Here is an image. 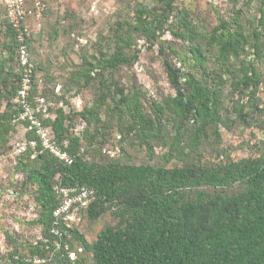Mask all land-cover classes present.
I'll list each match as a JSON object with an SVG mask.
<instances>
[{
	"label": "trees",
	"instance_id": "trees-1",
	"mask_svg": "<svg viewBox=\"0 0 264 264\" xmlns=\"http://www.w3.org/2000/svg\"><path fill=\"white\" fill-rule=\"evenodd\" d=\"M175 1L136 4L129 20L114 22L107 46L99 47L92 57L81 58L79 71L68 81L88 87L98 78L91 107L72 115L50 107L53 117L44 122L70 164L47 151L34 155L27 149L12 157L21 176L20 186L33 190L38 211L33 224L41 227L43 237L30 248L31 258L14 254L9 256L10 264L39 263L49 255L53 264H264V152L236 161L225 156L219 163L205 157L206 148L219 146L220 128L231 130L230 116L240 124L263 113L257 105L262 81L255 64L264 59V0H246L257 4L258 14L256 25L247 34L240 11L233 10L231 18L220 20L206 37L197 34L188 12L177 9ZM227 1L232 8L239 3ZM41 4L44 10L36 19L34 10ZM0 10L5 38L0 42V108L5 101L0 111L1 152L15 127L24 129L27 124L15 120L18 108L14 99L22 75L18 30L8 23L1 0ZM25 10L31 13L26 14L20 29L33 65L30 99L44 97L49 102L32 58L36 32L29 25L45 16L47 7L41 0H26ZM165 33L187 43V54L178 58L180 67L162 60L173 94L151 102L146 113L138 90L113 88L103 77L131 65L135 58L131 53L138 54V40L146 48L158 45L164 55L160 43ZM204 47L215 50L214 68L208 66ZM168 50L177 56L176 51ZM226 85L235 99L230 111L223 104ZM77 116L85 125L82 129H72ZM113 118L117 142L135 140L145 150L148 163L123 164L116 160L117 154L101 150ZM33 138L32 130L25 132L26 140ZM156 148L161 149L160 155L155 156ZM154 159L157 161L151 163ZM56 186L92 190L94 199L82 214L96 221L111 211L116 224L102 229L91 244L75 227L67 229L61 223L56 226L61 237L52 235V214L60 202ZM73 244L81 247L80 253ZM71 252L76 255L73 260L68 256Z\"/></svg>",
	"mask_w": 264,
	"mask_h": 264
},
{
	"label": "rangeland",
	"instance_id": "rangeland-1",
	"mask_svg": "<svg viewBox=\"0 0 264 264\" xmlns=\"http://www.w3.org/2000/svg\"><path fill=\"white\" fill-rule=\"evenodd\" d=\"M41 1L47 7L45 16L39 20L29 21L30 28L36 32L32 58L45 82V94L51 108L53 110L62 108L69 115L76 114L84 108L91 107L99 87V80L95 77L88 87H81L68 81L69 77L77 74L83 56L92 57L97 54L96 50L99 47L108 45L107 37L114 22L129 20L132 8L146 0ZM175 6L177 9L188 12L197 34L205 37L220 20L228 21L234 11L241 13L240 18L245 34L256 25L258 18L257 4L246 3V0H239L234 8L227 0H176ZM2 16L0 10V42L5 39L3 36L4 26L1 24ZM160 44L164 55L159 53L158 45L146 48L143 41L138 40L136 47L138 54L131 53L135 57L131 59V65L109 71L103 77L113 88H121L125 92L132 89L138 90L146 113L150 111L151 102L159 101L173 94L163 71L162 60L165 58L176 67H180L178 58H184V56L186 58L187 54V43H183L168 33L162 36ZM168 47L176 51L177 56L171 54ZM204 48L208 66L214 68L216 66L214 63L215 50ZM248 53L250 50L246 51V55ZM245 59L248 60L249 57L245 56ZM255 66L262 81L257 91V105L260 110H263V113L253 114L247 119V123L240 124L234 115L230 116V120L233 122L230 124L231 130L226 131L220 128L221 142L216 147L217 149L212 150L211 147L205 149V157L210 158L212 162H223L225 156L234 161L253 158L264 152V131H261L264 127V59L257 61ZM195 75L199 76L200 74L196 72ZM56 86H59L58 94L54 93ZM222 96L224 107L230 111L235 99L229 95L227 85L223 87ZM4 106L5 101L2 100L0 111ZM248 110L249 108L245 109V111ZM73 120L72 129H82L85 126L78 116L73 117ZM72 132L74 131L72 130ZM116 133L115 118H113L109 120L106 143L101 147V150H110L114 155L117 154L116 160L123 164L148 163L149 158L145 150L140 148L135 140L127 138L125 142H117ZM24 138L23 127L17 125L14 132L10 134L7 147L0 152L1 264H10L9 256L14 254L25 256L27 259L31 258L30 248L42 241L43 237L41 227L33 224L38 214L32 198L33 190L30 187L20 186L21 176L15 170L12 159L15 145ZM154 152L155 156L162 153L160 148H156ZM156 161L157 159H154L151 163ZM173 165V163L170 164V166ZM115 224L116 218L111 211H106L96 221H90L82 214L81 222L73 227L87 243L91 244L102 229ZM72 247L77 254L81 252V247L77 244H73ZM49 256L39 263L31 261L30 264H53L54 262L49 259ZM83 258L89 260L85 254Z\"/></svg>",
	"mask_w": 264,
	"mask_h": 264
},
{
	"label": "built area",
	"instance_id": "built-area-1",
	"mask_svg": "<svg viewBox=\"0 0 264 264\" xmlns=\"http://www.w3.org/2000/svg\"><path fill=\"white\" fill-rule=\"evenodd\" d=\"M26 0H1L2 6L5 8L6 18L12 28L18 30V53L17 58L22 70L19 88L14 99L18 108L19 120L27 124L24 131H33V139L26 140L25 138L18 142L14 147V154H22L27 149L33 151L34 155L37 153L47 151L59 161L70 164L71 160L66 153L62 152L55 142L54 135L51 129L44 125V122L52 119L50 113V103L44 97H35L30 99V91L32 89V72L33 65L30 62L28 48L24 40V31L20 29L21 23L26 14L25 10ZM44 10V6L37 5L34 14L38 19ZM40 83V80H38ZM55 93H59V86L55 87ZM111 156L114 154L111 153ZM55 192L60 199L58 207L53 211V227L50 230L52 235L60 238L56 226L61 223L65 228L69 229L72 226H77L82 219V211L86 209L94 199L93 191L86 187H55ZM58 246V245H57ZM69 259H74V253L68 254Z\"/></svg>",
	"mask_w": 264,
	"mask_h": 264
}]
</instances>
